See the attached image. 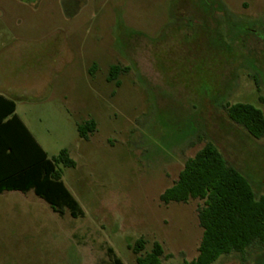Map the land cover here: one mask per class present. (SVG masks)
I'll list each match as a JSON object with an SVG mask.
<instances>
[{
  "label": "rangeland",
  "instance_id": "1",
  "mask_svg": "<svg viewBox=\"0 0 264 264\" xmlns=\"http://www.w3.org/2000/svg\"><path fill=\"white\" fill-rule=\"evenodd\" d=\"M0 89L50 158L68 150L75 167L58 168L84 211L0 198V264H137L140 237L143 255L157 240L172 255L159 264H188L203 201L160 195L207 141L264 194V137L224 108L264 111V0H0ZM212 264H264V250Z\"/></svg>",
  "mask_w": 264,
  "mask_h": 264
},
{
  "label": "trees",
  "instance_id": "2",
  "mask_svg": "<svg viewBox=\"0 0 264 264\" xmlns=\"http://www.w3.org/2000/svg\"><path fill=\"white\" fill-rule=\"evenodd\" d=\"M127 69L112 65L108 79L114 81ZM229 118L242 126L254 138L264 137V111L249 102L226 103ZM79 135L88 138L96 130V122L89 119L79 124ZM0 162H7L10 174L0 179V193L4 190H33L52 210L63 216L84 214L77 200L65 185L58 164L75 167L76 162L67 149L50 158L23 120L16 113L12 99L0 95ZM2 155L3 158H2ZM12 171V172H11ZM200 199L198 218L203 235L198 255L188 264H212L222 255L239 254L245 261L253 249L264 250V194L258 196L242 171L231 163L212 141H207L196 154L188 158L175 183L166 189L160 200L187 202ZM147 240L138 238L132 250L139 254L137 264H159L165 250L153 241L151 251L142 254ZM115 264H124L114 258Z\"/></svg>",
  "mask_w": 264,
  "mask_h": 264
},
{
  "label": "crops",
  "instance_id": "3",
  "mask_svg": "<svg viewBox=\"0 0 264 264\" xmlns=\"http://www.w3.org/2000/svg\"><path fill=\"white\" fill-rule=\"evenodd\" d=\"M0 95H3L9 99H12L15 104H16V113L19 115V113L17 112V103L16 101L14 100L13 96L11 94H9L8 92H5L3 90L0 89ZM19 117L23 120V122L25 123V125L28 127V129L31 131V133L35 136V138L37 139V141L40 143V141L38 140V138L36 137V135L33 133V131L29 128V126L26 124V122L24 121V119L21 117V115H19ZM8 139L9 140V136L6 134V132H2L1 135H0V139ZM41 144V143H40ZM41 146L43 147V145L41 144ZM44 148V147H43ZM45 149V148H44ZM46 150V149H45ZM47 152V150H46ZM48 153V152H47ZM49 155V154H48ZM4 155H2V158H3ZM50 157V156H49ZM12 172V171H11ZM10 174V166H9V163L7 162H0V179L1 178H4L6 176H8ZM30 191H33V190H30ZM30 191H27V192H23L21 190H4L0 193V198H4V197H8V196H12V195H17L18 197L19 196H24L26 195L28 192ZM34 192V191H33ZM35 193V192H34ZM36 195V194H35ZM37 196V195H36ZM25 197V196H24ZM39 197V196H38ZM40 198V197H39ZM25 200V198H23ZM42 199V198H40ZM43 200V199H42ZM45 201V200H44ZM46 202V201H45ZM10 206H20V204H11Z\"/></svg>",
  "mask_w": 264,
  "mask_h": 264
},
{
  "label": "water",
  "instance_id": "4",
  "mask_svg": "<svg viewBox=\"0 0 264 264\" xmlns=\"http://www.w3.org/2000/svg\"><path fill=\"white\" fill-rule=\"evenodd\" d=\"M23 1H29V0H23Z\"/></svg>",
  "mask_w": 264,
  "mask_h": 264
}]
</instances>
